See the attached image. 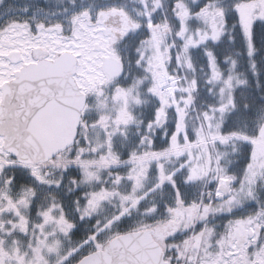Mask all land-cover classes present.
I'll return each mask as SVG.
<instances>
[{
	"label": "snow or ice",
	"instance_id": "snow-or-ice-1",
	"mask_svg": "<svg viewBox=\"0 0 264 264\" xmlns=\"http://www.w3.org/2000/svg\"><path fill=\"white\" fill-rule=\"evenodd\" d=\"M0 264H264V0H0Z\"/></svg>",
	"mask_w": 264,
	"mask_h": 264
}]
</instances>
